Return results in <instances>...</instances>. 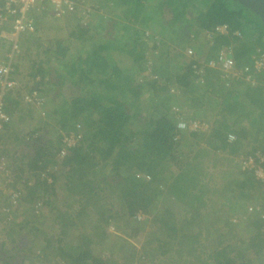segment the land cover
Returning <instances> with one entry per match:
<instances>
[{
    "label": "trees",
    "instance_id": "16d2710c",
    "mask_svg": "<svg viewBox=\"0 0 264 264\" xmlns=\"http://www.w3.org/2000/svg\"><path fill=\"white\" fill-rule=\"evenodd\" d=\"M91 3L93 12L89 13L85 24L77 18L71 27H66L65 38L72 42L68 46L63 43L65 39H51L46 44L32 39L34 50L27 52V57L22 56L25 64L21 69L15 60L11 62L8 78L14 83L21 81L24 88L5 91L2 110L8 122L4 123L3 131L14 132L11 126L25 119L21 113L24 108L28 109V116L31 115L29 109L35 105L24 102L22 97L33 91L40 97L49 95L51 104L57 102L47 115L45 127L58 114L61 119L57 121L59 130L54 147L50 139L40 136L37 125L26 140L18 138L19 144L13 149L0 134V163L5 169L0 175V223L10 226L0 239V264H23L28 259L25 254H17L12 260L9 241H26L24 250L34 253L46 264H114L111 255L116 250L113 247L101 257L91 250L92 241L87 233L73 236L71 231H83L92 216L95 223L91 230L99 239H106L108 235L100 225L118 220L135 234L139 228H144L150 215L155 223V244L147 240L138 253L129 251L126 261L132 262L138 256L144 262L152 263L156 259L160 264H264V179L242 169L239 161L244 156H255V152L264 155V68L255 70L253 67L256 57L264 52V24L250 9L234 0H159L154 11L149 7L153 0H95ZM111 11L122 12L130 21L129 28L133 32L127 44L105 38L116 30L111 25L104 29V37L95 32L94 27L103 28L102 17L107 13L111 15ZM188 11L190 18L186 20ZM46 14L34 16L41 20ZM156 22L161 29H171L170 41L176 39L181 46L196 42L198 31L200 36L206 35L204 43L212 51L208 57L225 48L239 74L229 77L225 84L218 72L207 70L204 81L200 82L188 63L177 64L175 74L161 72V69L155 71L156 79H143L148 49L154 50L157 46L153 37L151 41L140 27ZM220 25L227 27L226 33L216 31ZM122 28L128 29L125 25ZM182 35L186 39L189 35V39L183 42ZM172 37L175 38L172 40ZM1 41L0 48L6 49ZM10 44L9 40V47ZM42 46L44 58L40 54ZM21 52L15 54L16 58L19 59ZM163 53L160 51L156 61L163 58ZM2 60L7 61V56ZM165 63L171 67L170 61ZM245 75H249L248 81ZM143 85L155 95V109L163 112L153 111L154 116L146 119L140 116L142 125L136 124L138 127L134 129L130 127L134 117L130 110L140 107ZM172 85L178 95L169 91ZM67 86L70 89L66 90ZM192 90L197 95L193 96ZM211 92L216 97L210 106L220 108L221 120L216 119L205 132H178L176 117L171 111V106L178 105L177 98H183V105L190 107L196 96L204 99ZM199 106L192 108L203 111L202 103ZM205 108L208 114L213 113L212 109ZM77 125L83 129V138L77 146L69 147L58 163L55 158L63 146L60 136L75 130ZM26 149H34L32 155L23 153ZM190 151H194L191 157L194 164L185 160ZM19 152L25 156H18ZM210 152L212 159H224L227 167H217L213 179L201 183L202 158L208 157ZM8 156L9 163H4L3 159ZM164 162L173 164L174 168L166 169L169 173H162ZM255 162L258 159L255 158ZM259 165L264 170V159ZM139 172L149 175V179H140L136 176ZM59 181L67 193L78 195L79 206L72 211L70 203L66 208L51 209L59 237L49 239L39 225L31 226L30 222L39 205L51 206V196ZM214 183L221 185L219 194L226 193L223 207L227 206L228 211L225 214H233V217L225 218V227L213 230L216 238L203 244L202 210L214 203L215 199L210 198L217 192L212 187ZM5 187L9 191L6 192ZM12 194L15 202H12ZM248 199L251 205L245 202ZM24 205L27 209L17 222L9 219L13 212L16 214L15 207ZM138 212L142 218L138 217ZM11 227L20 229V237ZM127 229L121 228V233ZM203 239L208 240V237ZM6 243L8 248L4 247ZM167 255L171 256L164 258Z\"/></svg>",
    "mask_w": 264,
    "mask_h": 264
},
{
    "label": "rangeland",
    "instance_id": "374dc122",
    "mask_svg": "<svg viewBox=\"0 0 264 264\" xmlns=\"http://www.w3.org/2000/svg\"><path fill=\"white\" fill-rule=\"evenodd\" d=\"M91 1L93 2L95 0H89V2H91ZM158 1L159 0H153V6L152 7L154 9H156V5H157ZM192 6H194V4H192ZM111 12H112L111 15L107 13V15L105 16L106 18L102 17V19L104 21V22L101 21L103 28H101L100 26H96V27H94L95 32H97L98 35L103 36L104 35V29L109 28L111 25L116 30L114 33L106 34L105 38H107V40H113V39H114V41L119 40V43H120V41H122V42L126 41V44H127V41H129L128 39L131 35L130 33L132 31V29L129 28V24H128V22H130V21H129V19H126V22L124 23L123 18H125L126 16L124 17L123 13L120 11H114V12L111 11ZM188 12L189 13H187L185 15L186 20L190 18V11H188ZM111 22H116V24L113 26V24ZM48 24H49V22L42 23L41 29L39 27L36 30V32H34L32 34H28V35H23V36H21L22 39L18 40L20 51H22L21 52L22 54L19 57V59L18 58L15 59L14 63H17V66L19 67V69H21L23 64H25L24 61L22 60V56L24 55L23 57H27L29 53L28 54H26V53L29 52L30 50L31 51L34 50V47L31 44L32 39H38L40 41L43 39V37L46 40H51V39L55 40V38L56 39H65V41H63V43L66 44L67 46H68V44L72 43V42H70V40L65 38L66 37L65 33L63 32V30H61L62 27L60 24H51V23L49 25ZM123 25H125L128 28L127 31L124 30L125 28L124 29L122 28ZM141 28H143V27H141ZM45 30L46 31L48 30V32H50L49 30H52V32L54 31V33L52 35L50 32V33H48L49 34L48 35V34L44 33ZM141 30H142V32L144 31V29H141ZM198 32H196L197 33V38H195L196 42L191 41L189 43H185V44H191V45L194 44L193 47L195 48L196 51L198 50V48H200V44H204L203 40H201V39H203V37H201ZM123 35H128V36L123 38L122 37ZM30 37H31V40H29ZM180 37H181V39H184L183 42H185L189 39V35H188L187 39L183 35ZM176 43H178V42H176ZM69 46L72 47V45H69ZM27 48H30V49L26 50ZM194 48H192V50H194ZM43 49H44V47L42 46V50L40 49V54H41V57L44 58ZM76 50H77L76 48L71 49V51H76ZM146 55H147L148 59L145 58V64H146L147 68H146V70H142V71H144V73L147 72V70H148V68H150V66H153L152 61L155 60L153 58H156V56L153 55V52H152V54L150 53L149 49H148V52ZM166 61L171 62L170 68H169L168 63H166L167 65H165V63L163 61H161V63L159 62L158 69L157 70L155 69V70L158 72L159 70L162 69L161 72L166 71L167 74L168 73H174L175 74L174 69H176V65H177L175 58H169ZM183 62H184L183 58H181V56H180L179 60H178V65L183 66ZM154 65H155V63H154ZM174 66H175V68H174ZM144 69H145V67H144ZM144 75H145V77H143V79H146V78L152 79V80L154 79V78H152L151 74L150 75L144 74ZM173 79H174V77H173ZM203 81H204V79H203ZM145 86L146 85H143V88H145ZM21 87H23V86H21V81H17L16 83H14V85L11 89H13V91L14 90L17 91L18 89H21ZM172 87H174V85H172ZM143 88L140 89L141 92H143V94L140 96V100H139V106L140 107H138V110L136 107H132L130 110L131 115L134 116L133 120L130 123V127L132 126L134 129H136L138 127L137 125H142L143 118H140V116H143V117L145 116L144 118L146 119V118L154 116L153 111L155 112L156 110H158L159 114H161V112H163L159 108L155 109V104H154L155 103V100H154L155 95L152 94L153 92L151 93L150 91H147L146 88H145L146 90ZM65 89L68 90L70 88H69V86H67V87H65ZM65 89L62 88V90H65ZM191 92L193 93V96L197 95V94H194V93H196L195 90H194V92H193V90ZM171 93L178 95L177 94L178 91L176 89H174ZM22 94H23V92H22ZM214 97H216V95L213 94L212 92L210 93V96L208 95L204 99L198 95L195 97V99L193 101L190 102L191 107H198L202 103L201 107L203 109L205 107H208V109L211 110L212 109L211 108L212 103L214 104ZM48 98H49V95L45 94V98H44V96L42 97V101H43L42 105H40L38 107L34 106V107L30 108L29 109L31 112L30 116H28V114H27L28 109L24 108V110L21 113L25 116V119L23 122L18 123V124H16L17 122H15V124H13L11 126L12 130L15 129L14 132L9 134L8 131H3V130L0 131V134L1 133L3 134L2 135L3 140L7 141L9 148L11 147L13 149V146H17L19 144L18 141H20L19 139H21V138L26 140L30 131L33 129V127H35V125H37V127H40V130H39L40 136L45 137L46 139H50V142H52L51 143L52 147H54V145L56 144L57 133L59 130V126L57 124V121H59L61 119V116L58 114L56 116V119L55 118H53V119L49 118L50 124H47L48 127H45V124L48 123L47 122L48 113H51V110H53L55 105H57V102H54V101H53V104H51V102H49ZM56 100L59 102L58 98ZM176 101H177L178 106H180V107L183 106V102H182L183 98H177ZM188 110H190V108H188ZM212 110H214V109H212ZM205 111H206V109H205ZM206 114H208L207 111H206ZM205 120L208 121V123H210V125L213 123V121H210L209 119H205ZM137 121H139L140 124H138ZM66 124H69V123L66 122ZM18 125H19V132H17ZM69 126H70V124H69ZM69 126H66L67 129ZM130 142H133V141H130ZM128 143H129V141H128ZM41 144H43V141H41ZM33 147H35V146L33 145ZM198 147H200V146H198ZM26 150L23 151V153H25L26 155H32V153L34 151V149L33 150L29 149L27 151ZM193 152L194 151H190V153L188 152V155H185V157H186L185 160L187 162H191V164H194V162H195L194 159L191 158L193 155ZM19 155H21V157L25 156L21 152H19L18 156ZM211 155L213 156V154L210 152L208 157L203 156V158H202L204 161V164H202V165L204 167H202V173L199 175V177L201 179V183L209 182L208 179H211V178L213 179V177L215 175L214 172L216 171L217 167L222 166L223 169H225V167H227L226 164L223 163L224 159H218L216 157H214L212 159V157H210ZM240 155H242V154H239L238 156H240ZM60 158L61 157L55 158L58 163H59ZM239 158H241V157H239ZM216 159H218V160H216ZM9 160L10 159L8 156V157H6V159H3V162L9 163ZM227 161H230V160L228 159ZM162 167L165 168V170L162 173H169L168 170H166V169H167V167H173V164L170 162H164ZM57 169H58V167H57ZM58 170H60V168ZM107 170H108L107 168L104 169L105 172H107ZM169 171H172V170H169ZM136 176H138L143 181L148 180L150 177L147 174H145V176L142 175V172L137 173ZM61 182L62 181H59L55 185L54 193L51 196V201H52L51 206H45L42 203L41 205H39V207L37 209L34 210L35 217H33V218L31 217L33 221L30 222V225L31 226L34 224L39 225L40 229L45 233V234L44 233L43 234L46 235L49 239H51V238L56 239V237L57 238L59 237V235L57 233V230H58L57 225H55V223L53 222L54 211H52L51 209H55L57 206H60L61 208H66V204L70 203L71 207L69 208V210L72 211V210H77L78 206H79L78 203L76 202V198H78V195L75 196L74 194L71 195V194L67 193V191L64 190ZM0 185H2L1 181H0ZM212 187H214L217 191V192H215L216 194H214V195L211 194V196H210V198L215 199L214 203L213 204L209 203L208 204L209 207L205 210H202L203 217L201 219V222H202L201 223V227H202L201 241L203 240L202 241L203 244H206V241H212V239L216 238V233L213 230H214V228L222 229V225L224 226V224H225V220H224L225 218H227L228 216L230 217V215H232V217H233V214H230V215L225 214V212L228 211L227 206L223 207L225 205V202L223 201V199L226 196V193L219 194L221 191L220 183H214L212 185ZM5 190L7 192V191H9V188L5 187ZM207 200L209 202V199H207ZM249 200L250 199L245 201V202L248 201L247 205H251V203H252ZM82 201L83 200H81V202ZM249 202H250V204H249ZM15 209L17 210V211H15L16 214H14V212H13V214H11V217L9 218V219H12V221L16 220L17 216L20 219L23 216L24 211H26L27 207H25V205H24V206H20L19 208L15 207ZM137 215H139V217L142 218V214L140 212H138ZM93 218L94 217H92V216H90L88 218V221L90 223L86 224L82 228L83 231L81 229H74L71 231V235H73V236H77L80 232L82 234L87 233L85 235L89 236L88 239H91V241H92L90 244V248L93 251V253H97L101 257H105L109 253L110 247H113L114 250H116V252H113V254L111 255V259L114 260V264H160L159 261H157L156 259L152 263H149L147 261L144 262L143 260H139L137 254H136L137 257L134 260H132V262L126 261L127 259L125 260L129 251L133 250V251L138 253L140 251V248L142 247V245L147 243V240L151 241L150 242L151 245L155 244V241H154L155 223L153 222V218L151 215L148 217L147 223L144 226V228H142V229L139 228V230L135 234H133V232L129 226H125L123 224L122 220H118L116 222L111 221L108 225H103V224L100 225L102 231H105V230L107 231L108 235H107L106 239L104 237L99 239V237L97 238V236L92 233L91 225H93V223H95V218L94 219ZM183 218H185V216L180 219V222L183 220ZM231 221L234 222L233 218L231 219ZM237 222H238V220L235 223H237ZM135 225L136 224H134V226ZM118 227H119V230L117 231ZM124 227L125 228L128 227V229L126 230V232L124 234H122L121 228H124ZM9 229H10V226L8 227L6 224L0 223V239L1 240L4 238L3 236L6 234V231H8ZM11 229L17 235V237H20V229H18L17 227H15V228L11 227ZM236 229H238V228H236ZM242 233L244 235V232H242ZM205 236L208 237V240L203 239V237H205ZM214 242L215 241H213V243ZM24 243H26V241H15V242L9 241V255H10V258L12 260H14L16 258L17 254L19 256L25 254L28 257V259H26V261L23 262V264H46L43 260H39V257H37L34 253H30V254L27 253L26 250H24L26 247L25 245L27 243L26 244H24ZM7 245L8 244L6 243L4 245V247L8 248ZM36 252L37 251H35V253ZM171 255L164 256V258L165 257L169 258ZM49 264H52V263H49Z\"/></svg>",
    "mask_w": 264,
    "mask_h": 264
},
{
    "label": "built area",
    "instance_id": "2783aa9c",
    "mask_svg": "<svg viewBox=\"0 0 264 264\" xmlns=\"http://www.w3.org/2000/svg\"><path fill=\"white\" fill-rule=\"evenodd\" d=\"M92 6L93 4L89 0H0V38L1 31L5 29L8 30L9 40L11 41L9 51L3 55L7 56V61L0 58V131L3 130L4 123L8 122L5 112L2 110L4 94L6 90H10L14 85V81L8 78V71L11 69V62L13 63L16 58L15 54L20 51L19 37L32 34L36 31L34 15H39L43 12L50 13L56 18L77 15L80 21L85 24L89 13L93 12ZM219 30L220 28L217 26L216 31ZM153 55L158 57V51H153ZM184 55L188 58L192 74L200 82H203V75L207 70L218 72L219 77L224 83L227 82L229 77L239 74L235 69L232 57L224 48L219 49L215 56L206 59L197 57L189 47L184 50ZM253 67L255 70L264 68V52H261L256 57ZM151 76L154 79L157 78L156 74H151ZM244 79L248 81L250 79L249 75H245ZM174 89L176 88L171 87L169 91L172 92ZM22 98L24 102L32 103L35 106H40L43 103L42 97L36 91L25 94ZM182 110L178 105L171 108L176 117L175 127L179 130L178 132H205L211 127L210 123L206 120L185 117ZM82 135L80 125H77L73 131L62 133L60 140L63 146L59 149L57 156L63 157L69 147L80 144ZM229 138L233 139L232 135H229ZM254 155L253 157H242L240 159L241 168L252 171L259 179H264V170L259 165L263 161L264 155L259 152H255ZM255 158L258 159L257 163L255 162ZM1 173H5L2 163H0V175ZM11 198L13 199L12 202L16 201L14 194L11 195ZM262 216L264 217V214Z\"/></svg>",
    "mask_w": 264,
    "mask_h": 264
},
{
    "label": "crops",
    "instance_id": "0c3cea01",
    "mask_svg": "<svg viewBox=\"0 0 264 264\" xmlns=\"http://www.w3.org/2000/svg\"><path fill=\"white\" fill-rule=\"evenodd\" d=\"M152 6H153V3H151V5H149L150 10L154 11L155 9ZM40 18H42V19L39 20V18H35L36 19L35 20L36 30L39 27L41 29V26H42L41 24L42 23L49 22V24L50 23L51 24H60L61 27H62L61 30H63V32L65 33L66 29L69 28V27H71L72 23H74V20H76L78 18V16L77 15H71V16H67V17H63V18H56V17L52 16L50 13H47L45 16H42ZM126 19H128V17L123 18V22L124 23L126 22ZM151 24L150 25L148 24V25L142 26L143 28L140 27L141 29H144V32H145L144 35L145 36H149V39H151V41H152V37H153L154 42H155V44L157 46V48H155L154 50H151L150 49L149 51H151L150 53L152 54L153 51L157 50L158 51V55H159L160 51L161 52L163 51L164 53H163V58H161L159 61H156L158 59V57L153 58V59H155V60L152 61L153 66H150V68H148V70H147V72L145 74L146 75L147 74L150 75V74H153V73L156 74L155 71L158 69L159 62L160 61H163L164 62V61H166L169 58H175L176 57L175 60H176V62L178 64V59L181 56V58H183V61H184L183 62V65L188 64V58L184 55V50L186 48H188V47L191 48V49L194 48L193 47L194 44H192V45L191 44H183L182 46L181 45H178V43L175 42V41H177L176 39L174 41H170L169 31L171 29H169V28L161 29L160 28V25H159V22H156V23H154L152 25ZM218 27L220 28V30L218 31L219 33L222 34V33H226L227 32V27L225 25H220ZM49 31L53 35L54 31L53 32H52V30H49ZM50 32H48V30L47 31L46 30L44 31V33H46V34H48ZM124 36L125 35H123L122 37H124ZM201 36L204 37L202 39L203 40V43H204L205 42L206 35L204 36V34H203ZM170 37H171V35H170ZM174 38L175 37H172V40ZM19 39L21 40L22 37H19ZM0 40H2L1 43H4L5 46L8 47V48L6 47V49L0 48V58H2L3 55H4V53H6V52L9 51V33H8V30H5L4 29V30L1 31V38H0ZM49 41H51V40H46L43 37V39L41 40V43L42 44H46ZM0 47H1V44H0ZM210 49L211 48H209V45L207 43H204V44H200V48H198L197 51L194 48L195 51L193 50V52L200 59H206V58H209L208 57V55L210 54L209 52H212V51H210ZM216 52L215 53L213 52V54H216ZM174 55H176V56L174 57ZM154 63H155V65H154ZM171 107H173V106H171ZM187 107L190 108V110H188ZM181 108L183 109L182 112L184 113V116L187 117V118H197V119H203V120L209 119L210 121H213V122L216 119L221 120L220 119L221 115H218V112L220 111V108L219 107H216V106H214L213 113L212 114H209V115L206 114V111H205L206 108H204L203 111L199 110V112H197L191 106L189 107V106L183 105ZM222 121H223V123L225 122L224 119H222ZM18 220H19V217L17 216L16 222Z\"/></svg>",
    "mask_w": 264,
    "mask_h": 264
},
{
    "label": "water",
    "instance_id": "95a60500",
    "mask_svg": "<svg viewBox=\"0 0 264 264\" xmlns=\"http://www.w3.org/2000/svg\"><path fill=\"white\" fill-rule=\"evenodd\" d=\"M256 15L264 24V0H234Z\"/></svg>",
    "mask_w": 264,
    "mask_h": 264
},
{
    "label": "clouds",
    "instance_id": "9594fccd",
    "mask_svg": "<svg viewBox=\"0 0 264 264\" xmlns=\"http://www.w3.org/2000/svg\"><path fill=\"white\" fill-rule=\"evenodd\" d=\"M81 127V126H80ZM81 130H82V133H83V129L81 128ZM70 131H73V130H70ZM83 136V135H82ZM83 138V137H82Z\"/></svg>",
    "mask_w": 264,
    "mask_h": 264
}]
</instances>
